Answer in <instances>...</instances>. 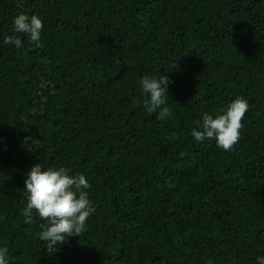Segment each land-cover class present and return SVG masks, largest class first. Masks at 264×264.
Here are the masks:
<instances>
[{
  "label": "trees",
  "instance_id": "16d2710c",
  "mask_svg": "<svg viewBox=\"0 0 264 264\" xmlns=\"http://www.w3.org/2000/svg\"><path fill=\"white\" fill-rule=\"evenodd\" d=\"M18 12L42 18L39 47L13 33ZM156 73L172 81L164 121L136 102ZM237 96L249 108L231 150L195 141L203 113ZM37 163L83 173L95 208L52 253L45 221L22 215ZM0 246L8 264L264 255V0H0Z\"/></svg>",
  "mask_w": 264,
  "mask_h": 264
},
{
  "label": "clouds",
  "instance_id": "9594fccd",
  "mask_svg": "<svg viewBox=\"0 0 264 264\" xmlns=\"http://www.w3.org/2000/svg\"><path fill=\"white\" fill-rule=\"evenodd\" d=\"M19 7V4L17 5ZM13 33L22 34L27 41L40 46L43 20L37 14L18 12L12 20ZM3 43L11 44L16 49L23 46L19 35H8ZM172 81L165 74L144 75L138 85L142 93V104L149 113H155L157 119L169 118L170 110L165 105L167 89ZM249 108L246 98L237 96L229 101L215 116L204 112L200 120L191 129V136L197 142L213 140L216 147L228 151L240 138L242 118ZM89 181L83 173H71L60 166L45 167L42 163L34 164L26 173L24 191L26 206L22 215L27 223H32L34 215L45 221L40 225V240L45 242L49 253L57 250L67 238L80 236L85 231L86 221L95 212L87 189ZM8 249L0 246V264H8ZM254 264H264V255L255 257Z\"/></svg>",
  "mask_w": 264,
  "mask_h": 264
}]
</instances>
